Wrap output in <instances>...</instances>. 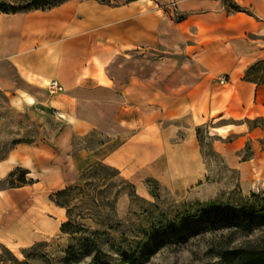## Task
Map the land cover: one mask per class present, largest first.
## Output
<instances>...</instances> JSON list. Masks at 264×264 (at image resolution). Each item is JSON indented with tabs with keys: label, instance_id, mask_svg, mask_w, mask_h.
<instances>
[{
	"label": "rangeland",
	"instance_id": "obj_1",
	"mask_svg": "<svg viewBox=\"0 0 264 264\" xmlns=\"http://www.w3.org/2000/svg\"><path fill=\"white\" fill-rule=\"evenodd\" d=\"M83 1L110 10L112 21L124 9L140 13L143 39L116 50L106 66L122 95L111 101L110 117H103L102 103L89 102L96 106L94 126L74 127L71 115L0 91V162L20 145L40 152L23 153L0 175V230L10 245H0V264H232L222 258L232 247H264V108L256 105L264 85L248 94L238 81L264 59L246 64L262 41L245 16H263L264 0ZM221 89L223 98L234 93L237 105L220 114L212 107L210 116L206 100ZM40 94L50 95L47 85ZM130 103L141 119L124 114V122L118 106ZM98 161L126 182L110 189L112 203L100 214L76 219L83 230L61 232L65 209L49 195L78 183ZM26 166L33 172L20 184L15 168ZM244 209L257 214L248 217ZM241 219L250 230L237 224Z\"/></svg>",
	"mask_w": 264,
	"mask_h": 264
},
{
	"label": "crops",
	"instance_id": "obj_2",
	"mask_svg": "<svg viewBox=\"0 0 264 264\" xmlns=\"http://www.w3.org/2000/svg\"><path fill=\"white\" fill-rule=\"evenodd\" d=\"M122 12L121 19L112 21L110 10L104 7H96L83 0H66L44 10L0 13V91L20 99L24 104L39 105L41 109L45 107L71 115L77 123L73 124L74 127L78 124L85 127L96 124V106H88L89 102L102 103L103 117H110L111 101H118L116 97H121L122 91L114 87L115 81L106 73V66L116 50L136 47L143 39L142 15L128 9ZM245 16L252 32L262 41V46L246 61L248 64L264 55V32H257L264 25V15L260 17L254 11V15ZM183 22L186 24V19ZM52 79L59 83L61 90L43 97L40 92L46 91V85ZM238 81L248 94L256 89L254 83ZM225 90H213L209 94L206 100L208 114L212 107L218 106L215 114H220L237 105L234 93L228 98L221 96ZM183 93L186 96V88ZM261 96L264 99V87ZM244 102L246 105L247 102ZM189 105L183 103V113L189 112ZM256 105L264 108V100ZM127 108L118 106L120 119L127 122L124 114L129 116V120L141 119L137 104L130 103ZM222 118L224 116L219 115L215 120ZM108 136L110 143L112 138ZM36 148L33 144L14 148L0 162V175L21 163L23 153L32 158L38 156L40 152L35 151ZM116 167L122 168L121 165ZM26 168L32 174V169ZM153 175L164 180L167 173L157 172ZM8 239L6 230H0V245L10 247Z\"/></svg>",
	"mask_w": 264,
	"mask_h": 264
},
{
	"label": "trees",
	"instance_id": "obj_3",
	"mask_svg": "<svg viewBox=\"0 0 264 264\" xmlns=\"http://www.w3.org/2000/svg\"><path fill=\"white\" fill-rule=\"evenodd\" d=\"M66 0H0V13H16L34 9H49L57 6ZM235 8L238 9L236 6ZM264 68V59L256 60L247 66L244 70L243 79L256 85H264V73H260ZM17 181L25 184V174L29 173L28 169H21ZM14 170L9 172L12 175ZM116 178V180H113ZM118 182H126L120 177V171L108 164L95 162L87 166L80 177L78 183L65 186L53 191L49 195L50 201L54 205L64 208L66 221L60 225V231L64 233H76L83 230V224L76 221L87 215L100 214L103 208L109 207L112 202L107 199L106 194ZM130 186L132 184L129 183ZM103 186V187H102ZM102 187V188H101ZM117 190L116 193H119ZM248 217L257 214L253 209H244ZM240 226L251 229V224L245 219H241ZM71 247H68L67 253L71 260H76V255L71 253ZM72 254V255H71ZM224 260L232 264H264V247L259 246H236L232 247L224 254ZM68 260V259H67Z\"/></svg>",
	"mask_w": 264,
	"mask_h": 264
},
{
	"label": "built area",
	"instance_id": "obj_4",
	"mask_svg": "<svg viewBox=\"0 0 264 264\" xmlns=\"http://www.w3.org/2000/svg\"><path fill=\"white\" fill-rule=\"evenodd\" d=\"M223 81H224V78H221L220 82H223ZM47 90L53 94L61 90V87L56 80L52 79L47 83Z\"/></svg>",
	"mask_w": 264,
	"mask_h": 264
},
{
	"label": "bare ground",
	"instance_id": "obj_5",
	"mask_svg": "<svg viewBox=\"0 0 264 264\" xmlns=\"http://www.w3.org/2000/svg\"><path fill=\"white\" fill-rule=\"evenodd\" d=\"M15 246V245H14ZM16 247V246H15Z\"/></svg>",
	"mask_w": 264,
	"mask_h": 264
}]
</instances>
